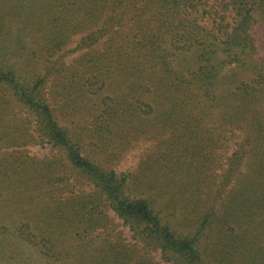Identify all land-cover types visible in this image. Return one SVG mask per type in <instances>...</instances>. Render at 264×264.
<instances>
[{
	"label": "trees",
	"instance_id": "obj_1",
	"mask_svg": "<svg viewBox=\"0 0 264 264\" xmlns=\"http://www.w3.org/2000/svg\"><path fill=\"white\" fill-rule=\"evenodd\" d=\"M0 264H264V0H0Z\"/></svg>",
	"mask_w": 264,
	"mask_h": 264
},
{
	"label": "rangeland",
	"instance_id": "obj_2",
	"mask_svg": "<svg viewBox=\"0 0 264 264\" xmlns=\"http://www.w3.org/2000/svg\"><path fill=\"white\" fill-rule=\"evenodd\" d=\"M78 39H75L74 43L72 44V48L75 47V45L78 42ZM150 148V144L148 142H140L135 143L133 147L128 151L124 159L119 163V165L116 167V172L118 175L127 174L129 172H132L139 162L140 157L147 152V150ZM233 149V144L230 145L229 151L224 152V157L228 156L229 153ZM31 154H35L37 156L43 157L45 155H48L50 153V147L45 146H36L29 149ZM122 228L121 226L119 227ZM125 231V236L129 237L130 233L128 230Z\"/></svg>",
	"mask_w": 264,
	"mask_h": 264
}]
</instances>
